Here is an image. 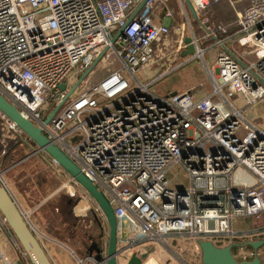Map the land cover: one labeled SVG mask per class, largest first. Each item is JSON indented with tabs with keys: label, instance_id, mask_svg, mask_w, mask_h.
I'll use <instances>...</instances> for the list:
<instances>
[{
	"label": "built area",
	"instance_id": "1",
	"mask_svg": "<svg viewBox=\"0 0 264 264\" xmlns=\"http://www.w3.org/2000/svg\"><path fill=\"white\" fill-rule=\"evenodd\" d=\"M218 1L190 0L205 37L214 40L210 69L205 62L210 45L201 47L192 30L193 55L172 58L167 68L157 64L169 40L175 51L187 46L184 22H154L160 0H0V94L107 197L116 219L119 264H127L136 250H149L158 259L163 249L180 264H191L170 248V236L228 239L224 246L237 244L232 251L240 259L255 253L238 239L249 234L234 231L232 220L264 212V122L245 116L264 99V0H247L237 13L234 36L259 49L252 60L220 48L217 35L224 26L203 15ZM182 10L186 15L183 5ZM194 58L205 70L204 81L198 78L197 85L193 80L164 95L150 89ZM98 64L102 74L90 83ZM154 67L160 70L150 79L137 78L138 69ZM230 95L244 97L246 105L234 106ZM0 119L28 140L2 113ZM176 164L188 179L184 187H171L165 174ZM237 168L244 170L240 176L248 174L240 183L233 181ZM16 255L28 264L19 247ZM0 264H11L1 247Z\"/></svg>",
	"mask_w": 264,
	"mask_h": 264
},
{
	"label": "rangeland",
	"instance_id": "2",
	"mask_svg": "<svg viewBox=\"0 0 264 264\" xmlns=\"http://www.w3.org/2000/svg\"><path fill=\"white\" fill-rule=\"evenodd\" d=\"M179 3L175 2L177 9L179 22H184V34L185 36H190L191 30L195 34V37L198 38L199 44L201 47L208 46V44L213 43L210 37H207L205 40L201 38L204 31L200 30V27L197 23H193V20L186 11V15L182 10V5L185 8V3L183 0H178ZM187 9V8H186ZM228 9V8H227ZM225 7L223 13L228 11ZM227 13V12H226ZM210 16V15H209ZM172 38L176 39L175 34L172 33ZM204 40V41H203ZM170 43L166 45V48L163 47V58L158 60V65H165L168 67L170 59L177 58L181 55L182 51H175L176 43L174 40H169ZM208 46L209 48L205 53V62L210 67L215 56L216 48ZM237 47L242 51V53L252 59L258 56L259 49L255 43L249 44H237ZM158 59V58H157ZM157 65V67H158ZM191 70L195 75L200 76L202 81L206 77L205 70L203 73V67L199 58H194L189 64ZM210 69H213L211 66ZM105 70V68L103 69ZM160 70V69H158ZM153 68L138 69L136 71V76L141 81H145L153 77L156 71ZM180 71V70H178ZM102 74L101 65L98 64L92 74L89 75L90 83H93L99 78ZM77 77L74 78L72 85L77 82ZM84 84V82H83ZM87 84V83H86ZM194 85L198 84V81L193 82ZM184 81L177 74H169L164 79L156 82L150 89L156 94L162 95L163 92H168V90H175L182 88L184 86ZM226 95L229 93L227 90H224ZM237 95V94H236ZM228 99L234 104V106L242 108L246 105V99L244 97L235 99V96H228ZM247 119L255 122L256 124H262L264 122V99L259 101L257 104L253 105L250 109L245 112ZM1 122V119H0ZM3 122V121H2ZM14 137V151L11 161L15 162L19 158L24 157L19 164L9 167L7 170H0L2 178L11 193L16 198L20 207L24 212H27V218L30 221L32 227L37 232L42 244H45L46 247H51V242L49 239H60L64 241L73 251V254L61 244V246L66 249L68 252H65L67 257L73 259V263L78 264L77 260H82L84 256H97L102 257L104 255V249L101 247L103 243L100 239L92 241L90 247L86 248L88 243V235L92 236L101 231V239L107 238V225L105 226V221L98 216L94 210V204L89 199L90 195L79 185L77 186L78 190L74 192L69 189L67 190V184H64V176L57 172V168H53L50 165L49 158L44 157V153L40 152L42 156L33 151L35 146L32 145V148H26L24 145H20V139L16 134H11ZM25 136V135H24ZM22 141V140H21ZM11 161H6L9 163ZM7 165V164H6ZM5 166V165H4ZM243 170L242 168H237L233 174L234 183H240L248 175L247 172H244L241 176L239 171ZM244 171V170H243ZM171 187H184L188 184V179L184 172V169L176 164L170 166L165 172ZM103 193V192H102ZM106 197V196H105ZM107 198V197H106ZM92 203V205H91ZM259 216V215H258ZM258 216H238L232 220V229L236 232L246 231L252 226H256V218ZM100 221L101 228L97 224L95 219ZM2 229L0 228V233ZM44 236L48 237L46 239ZM13 238L10 233L5 232V234H0V247L4 245L7 247L10 254H7L10 258V263L14 264V258L16 255L17 246L11 241ZM10 241H9V240ZM92 239V237H90ZM97 239V238H96ZM196 238L188 237H169L167 238V243L170 248L180 257L184 258L187 262L191 264H201V251L197 244V241L192 240ZM244 239H242L243 241ZM90 241V242H91ZM216 246H224L228 239H212L211 240ZM245 242V241H244ZM84 245H82V244ZM12 245L15 247L13 249ZM101 247L100 252L97 253L94 251V247ZM104 246V245H103ZM3 249V248H2ZM261 249V248H260ZM259 256L262 264H264V248ZM15 251V253H14ZM164 256L159 255L158 260L162 264H180L179 260L174 256V254L169 250H162ZM154 255V254H153ZM97 259V258H96ZM119 261V259H118ZM90 264V263H88ZM119 264V262H117ZM150 264H156L154 260Z\"/></svg>",
	"mask_w": 264,
	"mask_h": 264
},
{
	"label": "water",
	"instance_id": "3",
	"mask_svg": "<svg viewBox=\"0 0 264 264\" xmlns=\"http://www.w3.org/2000/svg\"><path fill=\"white\" fill-rule=\"evenodd\" d=\"M192 17L197 19V14L192 7L190 0H183ZM163 25L169 26L170 22L165 21ZM184 42L187 44L186 49L181 53L182 56L189 54L193 55L195 52V46L192 42L191 36H185ZM227 50V49H226ZM233 56L234 54L231 53ZM101 56V55H100ZM97 57L96 60H98ZM236 59L241 62L237 57ZM242 63V62H241ZM88 69L77 81L78 82L89 72ZM61 89L65 88L62 84ZM61 104V103H60ZM60 104L51 111L45 118V122H48L50 118L55 114ZM0 113L5 115L9 120L13 121L21 132L31 141L35 146L33 151H42L50 158H52L69 176H71L77 183L90 195V198L98 205L102 211L106 223L108 224V237L107 245L105 248V256L97 257L93 256L96 264H117L116 254L117 252V238H116V219L113 209L105 197V195L97 189V187L91 182V180L79 169V167L70 159V157L56 144L51 142L42 130L35 126L30 120L23 117L21 113L16 109L14 105L9 103L0 94ZM0 213L4 217L8 227L10 228L15 239L19 242L22 249L25 251L31 264H53L48 257L42 244L38 240L34 230L31 227L30 222L25 216L24 211L20 207L14 195L4 182L2 174L0 172ZM97 223L100 221L95 217ZM197 244L201 251V264H261V259L258 254V249L264 245V239L260 240H248L243 245L250 246L255 251L251 260L238 261L232 254V249L237 244H229L226 246H216L211 240L198 239ZM94 251L99 253L100 248L94 247ZM148 255V250L144 253L135 252L127 264H139L142 258ZM97 258V259H96Z\"/></svg>",
	"mask_w": 264,
	"mask_h": 264
},
{
	"label": "crops",
	"instance_id": "4",
	"mask_svg": "<svg viewBox=\"0 0 264 264\" xmlns=\"http://www.w3.org/2000/svg\"><path fill=\"white\" fill-rule=\"evenodd\" d=\"M175 2L177 4V2L179 3L178 0H160V4H157L155 9H154V22L156 24H162L165 21L170 22V26H174L176 23L179 22V15L177 13V9L175 6ZM229 5V10H231V15L229 13H223V7L221 6V4H211L208 8L205 16L207 15V17L212 21L213 23H220L222 26H224L225 28V32L222 34H218L217 37L223 40V44L221 45L220 48L222 49H227V51H231L233 53H237L239 56H241L244 60H252L255 58H248L246 57L242 51L237 47V44L242 43L240 41H238L237 36H234V32L237 30L238 28V24H237V13L240 12L247 4V0H237L234 3H228ZM186 6V5H185ZM187 6L185 7V10L187 11L188 15L192 17L190 11L188 10ZM166 11H171L172 12V17H168L166 16ZM210 15V16H209ZM194 19V18H193ZM219 21V22H215ZM214 41V40H212ZM244 44V43H242ZM249 44V43H248ZM210 45V44H208ZM212 65V64H211ZM155 69V67L153 68ZM173 74H177L183 81L184 84L186 83H191V81L193 80H197L198 78H200V76L195 75L193 73V71L191 70V67H189V65H187V67L185 69H183L182 71H177L176 73ZM164 94H166L167 92H163ZM162 94V95H164ZM11 134H13V132H11L10 130L7 129V127L4 125V123L1 121L0 122V170H7L8 168L15 166L17 164H19L22 160H24V157L26 158L27 155L21 157V159L19 158L18 160H16L15 162L11 161V165L9 167V165L4 166L5 162H6V158L8 157V153L10 154V158L13 157V151H14V146H12L15 142L14 137L11 136ZM19 138V136H17ZM23 140L24 143L20 144L21 146L24 144V146L26 148H32L31 143H29L27 141L26 138L21 137L20 141ZM13 143V144H12ZM44 157H46V159H48L49 157L47 155H44ZM50 160V159H49ZM51 165V163H50ZM52 166V165H51ZM53 168H55L54 166H52ZM57 170H60V174L64 176V182H67V190H74V192L76 190H78L77 186H75L73 183H71L69 175L63 170L61 172V169L57 168ZM58 172V171H57ZM92 205V203H91ZM93 206V205H92ZM256 226H252L251 228H249L246 231H242L245 233H248L249 235H247L246 237H241L238 239H244L242 242H246L248 240H260L264 238V212L260 213V215L256 218ZM101 231H99L100 234ZM0 234H3V232L1 231ZM172 238H174L175 236H170ZM180 238V237H179ZM50 240V244L51 247L48 248L46 247L45 244V250L47 251L49 257L52 259L53 264H71L73 263V259H70L67 257L65 252H68L66 249H64L63 247L65 246L66 248L69 249V253L70 250H72L67 244H65L64 241H61L60 239H49ZM89 242V239H87ZM92 240V239H91ZM197 241L198 239H192ZM93 241V240H92ZM91 241V243H92ZM103 243L106 241H104V239L102 240ZM244 242V243H245ZM90 243V244H91ZM64 245L63 247L61 246ZM13 249L15 248L12 245ZM3 250L5 252H7V254H10L7 247L4 245ZM247 248V246H246ZM262 248H264V245L261 247V249H258V252L261 253V251L263 250ZM248 249V248H247ZM252 250V248H251ZM73 251V250H72ZM74 252V251H73ZM15 253V251H14Z\"/></svg>",
	"mask_w": 264,
	"mask_h": 264
},
{
	"label": "bare ground",
	"instance_id": "5",
	"mask_svg": "<svg viewBox=\"0 0 264 264\" xmlns=\"http://www.w3.org/2000/svg\"><path fill=\"white\" fill-rule=\"evenodd\" d=\"M198 54H200V53H198ZM25 213V216L27 217V212H24ZM1 214V213H0ZM0 218L1 219H3V221H1V219H0V224L2 225V227H3V229H2V232L4 233V229H9L10 230V228L8 227V225H7V223H6V221H5V219H4V217L2 216V214L0 215ZM28 219V218H27ZM29 221V220H28ZM30 222V221H29ZM6 223V224H5ZM31 224V223H30ZM98 225H99V228H101L102 226H101V223H97ZM107 225V237H108V224L107 223H105V226ZM31 227H32V225H31ZM32 229L34 230V232H35V234L37 233L36 231H35V229L32 227ZM10 232H11V230H10ZM11 234H12V232H11ZM12 236L14 237V235L12 234ZM36 236H37V234H36ZM46 239H49L48 237H46V236H44ZM15 238V237H14ZM37 238H39L38 236H37ZM116 238L117 239H119L118 238V233H116ZM16 240V239H15ZM39 241H40V239H38ZM17 241V240H16ZM40 243L42 244V242L40 241ZM106 244H105V246L107 245V238H106V242H105ZM117 243H118V241H117ZM14 246H17V247H19L24 253H25V251L22 249V247L20 246V244H19V242L17 241V243H14ZM42 246H43V248H44V250H45V247H44V245L42 244ZM65 247V246H64ZM66 248V247H65ZM106 248V247H105ZM2 249V248H1ZM68 249V248H67ZM14 250H15V248H14ZM69 250V249H68ZM2 251L4 252V250L2 249ZM46 251V250H45ZM147 251V250H146ZM70 252L73 254V252H72V250H70ZM135 252H138L137 250L136 251H133V252H131L130 254H129V259H131V256L135 253ZM145 252V251H144ZM144 252H142V253H144ZM5 253V252H4ZM46 253H47V251H46ZM140 253V252H139ZM6 254V253H5ZM164 254V253H163ZM232 254H233V256L238 260V261H243V260H251V258H248V259H240V258H238L237 256H236V253L234 252L233 253V251H232ZM25 255H26V253H25ZM47 255H48V253H47ZM116 255H118V253L116 254ZM8 256V255H7ZM103 256H105V250H104V255ZM102 256V257H103ZM9 257V256H8ZM26 257H27V255H26ZM48 257H49V255H48ZM17 258V256L14 258V264H25V262L24 261H22V260H19V259H16ZM50 258V257H49ZM51 259V258H50ZM129 259H128V261H129ZM143 259H145L143 262H142V260ZM152 260H154L155 261V263L156 264H161V262H159V260L150 252L149 253V250H148V255L145 257V258H142L141 259V262L139 263V264H149ZM27 261H28V264H31V262L29 261V259H28V257H27ZM51 261H52V259H51ZM128 261H127V263H128ZM53 262V261H52ZM77 262H78V264H88V263H90V264H96V261L93 259V256H84L83 257V259L82 260H77ZM116 262H117V260H116Z\"/></svg>",
	"mask_w": 264,
	"mask_h": 264
},
{
	"label": "trees",
	"instance_id": "6",
	"mask_svg": "<svg viewBox=\"0 0 264 264\" xmlns=\"http://www.w3.org/2000/svg\"><path fill=\"white\" fill-rule=\"evenodd\" d=\"M218 3L221 4V6H222L223 8H224V7H225L226 9L228 8V9H227L228 11H226V12L229 13V14L231 15V10H229V6H228V5H229V4H228V3H229L228 0H219L218 2H214L213 4H218ZM158 4H160V3H158ZM211 4H212V3H211ZM206 11H207V9H206ZM205 14H206V12L203 13V15H205ZM206 16H207V15H206ZM192 20H193V23H197V24L199 25L200 30L203 29V27L200 25L199 17H197V19H193V18H192ZM209 20H210V19H209ZM210 21H211V20H210ZM214 21H215V22H219V21H216V20H214ZM212 22H213V20H212ZM201 38L204 39V40L207 38V37H205V32L203 33V35L201 36ZM210 38L212 39V37H210ZM204 40H203V41H204ZM212 40H213V39H212ZM27 141H28L29 143H31V141H30L29 139H28ZM22 143H24L23 140L20 141V144H22ZM31 144H32V143H31ZM23 145H24V144H23ZM10 154H11V153H8V157L6 158V159H7L6 161H11L12 157H11V158L9 157ZM39 154H40V153H39ZM40 155L42 156V154H40ZM10 163H11V162H9V163H6V162H5L4 165L7 166V165H9ZM6 164H7V165H6ZM4 230H5V231H4V234H5V232L8 231V233H10V235L12 236V234H11V232H10L9 229H8V230H7V229H4ZM94 235H98V236H97V239H98V237L100 236L99 232H98L97 234L95 233ZM12 237H13V236H12ZM10 238H11V237H10ZM99 239H101V238H99ZM8 240H9V239H8ZM9 241H10V240H9ZM10 242H12L13 244H14V243H17V241L15 240L14 237L11 238V241H10ZM247 248H248V249H251L250 246H247ZM233 253H234V252H233ZM261 264H262V262H261Z\"/></svg>",
	"mask_w": 264,
	"mask_h": 264
},
{
	"label": "flooded vegetation",
	"instance_id": "7",
	"mask_svg": "<svg viewBox=\"0 0 264 264\" xmlns=\"http://www.w3.org/2000/svg\"><path fill=\"white\" fill-rule=\"evenodd\" d=\"M97 236H98V235H94V234H93L92 236L88 235L89 242L87 243V246H85V247L88 248V247H90V245L92 244V243L90 242V241H91L90 237H92V240H94V238H95V240H96L95 244L99 245V244L97 243V240H98L99 238H102V237H101V232H100V236L98 237V239H96ZM263 239H264V238H263ZM102 240H103V239H100V241L103 243ZM105 242H106V241H105ZM105 242L103 243L104 246H103V245L101 246L104 250H105V247H106V246H105V244H106ZM90 243H91V244H90ZM81 244H82V243H81ZM82 245H83V244H82ZM83 246H84V245H83ZM99 246H100V245H99ZM101 247H99V248L101 249ZM91 256H92V255H91ZM102 256H103V255H102ZM117 256H118V255H116V260H117V262H118V257H117ZM150 263H151V262H150ZM150 263H149V264H150Z\"/></svg>",
	"mask_w": 264,
	"mask_h": 264
}]
</instances>
